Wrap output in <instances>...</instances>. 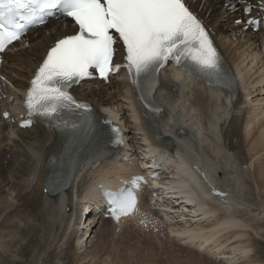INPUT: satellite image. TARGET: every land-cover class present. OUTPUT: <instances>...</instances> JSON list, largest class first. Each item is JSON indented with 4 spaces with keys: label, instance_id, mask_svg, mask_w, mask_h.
Returning a JSON list of instances; mask_svg holds the SVG:
<instances>
[{
    "label": "bare ground",
    "instance_id": "6f19581e",
    "mask_svg": "<svg viewBox=\"0 0 264 264\" xmlns=\"http://www.w3.org/2000/svg\"><path fill=\"white\" fill-rule=\"evenodd\" d=\"M184 1L205 24L222 55L237 73L238 87L232 97L230 92L204 85L182 73L169 69L162 71L157 90L166 106L161 116L162 129L174 135L180 164L177 168L170 166L165 175L167 181L155 180L154 184L176 193V197H184L180 198L183 206L169 209L161 205L163 196L160 194L155 197L156 203L150 206L149 199L143 195L132 216L139 212L135 220L142 219L139 225L145 226L154 212L160 221L156 225L170 234L180 248L191 252L190 256L200 258L196 264H218L222 259L229 261L228 264H264V257L257 255L258 242H254L256 237L264 236V34L252 31V27L244 22H236L240 17L247 18L242 9L249 4V16L260 22L264 2ZM76 29L67 17L58 16L27 32L3 55L0 66V166L4 160L6 164L0 171V264H5L3 259L11 251V247L8 246L6 251L3 246L7 236L6 242L10 244L21 240L13 252L15 257L24 254L27 244L32 242L31 255L24 264H114L108 258L109 254L103 253L108 234L117 229L130 232L134 227L130 223L134 217L117 221L105 216L82 230L83 226L78 227L73 217L89 181H100L108 188H114L104 178L106 175L116 174L129 180L136 172L122 164L115 166L116 158L99 165H88L78 173L71 188L55 199L50 198L44 192L42 177L46 147L52 142L54 132L38 123L19 128L11 122V118H18L21 113L18 106L24 99L29 78L47 49ZM121 59L122 50L118 48L116 60ZM173 82L177 84L176 91L172 90ZM72 91L122 124L130 144L138 149L136 158L152 156L142 124L133 119L136 105L124 73L111 76L108 84L102 80L85 81ZM4 110L10 111L8 119L2 118ZM180 128L184 132L176 135ZM193 163L204 171L203 177L192 173ZM92 176L97 178L91 179ZM210 185L225 195H208L205 188ZM194 192L202 202H195ZM12 223H17L20 229L23 226L20 235L12 231L9 235L5 233L3 228ZM176 237L179 242L175 241L178 240ZM88 239L93 241L94 248L83 255ZM121 261L128 264L127 259ZM195 261L191 259L190 264Z\"/></svg>",
    "mask_w": 264,
    "mask_h": 264
},
{
    "label": "snow or ice",
    "instance_id": "6c2138e0",
    "mask_svg": "<svg viewBox=\"0 0 264 264\" xmlns=\"http://www.w3.org/2000/svg\"><path fill=\"white\" fill-rule=\"evenodd\" d=\"M53 10L71 18L79 31L56 40L48 50L26 93L29 117L59 121L65 111H79L91 127L89 105L77 101L69 88L90 76V68L107 79L110 72L121 67L114 63L117 41L122 42L125 52L123 67L142 93L139 99L146 117L159 111L151 95L159 70L169 60L186 71L203 74L210 82L231 86L208 32L183 0H0V51L21 39L30 26L43 24ZM243 11L251 9L245 7ZM30 123L23 121L22 126ZM113 131L119 133V129ZM141 179L133 180V188ZM102 192L108 213L117 221L137 209L133 189L112 192L102 188Z\"/></svg>",
    "mask_w": 264,
    "mask_h": 264
},
{
    "label": "rangeland",
    "instance_id": "374dc122",
    "mask_svg": "<svg viewBox=\"0 0 264 264\" xmlns=\"http://www.w3.org/2000/svg\"><path fill=\"white\" fill-rule=\"evenodd\" d=\"M5 164L6 163L4 160L2 166H0V171L2 170L3 167H5ZM11 213H12V211L10 212V214ZM25 213L27 214L28 211ZM11 225L7 226V224H6V226L3 228L5 233H8V235H9L10 232L12 231V232H17L20 235V232L23 229V226L21 227L22 229H20L19 227H17L18 226L17 223H15V224L12 223ZM148 225H150V226L153 225V227L155 229L152 227L141 228V227L136 225L132 228V230L130 232H123V231L116 230L112 234H108V236H107L108 242L105 244V247H104L106 253L104 250H103V253L107 256L109 254L108 258L111 259L114 264H118L119 262H121L119 264H123L121 260H124V259L125 260L127 259L128 264H129V262H130V264H132V263H134V264H138V263L139 264H184V263L190 264L191 259H193L194 261L196 260L195 263L192 262L193 264H196L197 262L200 261L199 260L200 258L198 256L195 257L192 254L190 256L189 254L191 252L188 253L189 251L187 252L186 250L180 248V245L177 244L176 242H174L171 239L172 237H169L170 234L167 235L165 231H162L160 229L159 225H155L153 223H149ZM5 229H7V230H5ZM12 229H14V231ZM23 231L25 232V230H23ZM263 235H264V229H263ZM8 237L9 236L5 237L6 241H7ZM95 237L93 238L94 241H95ZM263 237H261V236L259 238L256 237L254 242H258L257 245L259 248L257 249V251H258L257 255H261L264 257V238ZM32 238H34V237L32 236ZM96 239H97V237H96ZM18 240H20V239L15 240V242H13L11 244L7 243L5 241L3 246H5L6 251H7L8 246L11 247V251L7 252V255H6L7 258L3 259L5 264H24V261L27 258H29V256L31 255V252H32L31 248L33 247V245H31V243H32L31 241L29 244H27L25 251H24V254H22V253L16 254V257L13 255L14 250H17L16 249L17 245L21 241V240L20 241H18ZM175 241L179 242V239L175 240ZM92 243H93V241H91V239H88V241H87L88 246H87L86 250L83 252V255L85 254V252L91 251L90 248H92V250H93L94 247L92 246ZM95 245H96V242H95ZM130 252L132 254H130ZM112 254H114L115 257L113 256V258H112L111 257ZM119 254L121 255V257L119 256ZM129 255H131V257L127 258V257H129ZM185 256H187V257L190 256V257L187 258ZM119 257L121 258V260ZM114 258L115 259L119 258V259H117L119 261L114 260ZM144 258H145V260H144ZM138 261H140V262H138ZM228 262L229 261L222 259V260L218 261L217 263L218 264H228ZM87 263H89V262H87Z\"/></svg>",
    "mask_w": 264,
    "mask_h": 264
}]
</instances>
